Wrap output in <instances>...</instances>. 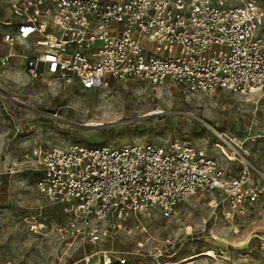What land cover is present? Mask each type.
I'll use <instances>...</instances> for the list:
<instances>
[{"label": "built area", "instance_id": "1", "mask_svg": "<svg viewBox=\"0 0 264 264\" xmlns=\"http://www.w3.org/2000/svg\"><path fill=\"white\" fill-rule=\"evenodd\" d=\"M7 2L11 20L0 21L5 27L1 43L32 51L1 55L2 75L14 71L31 82L48 77L80 92L136 80L200 96L264 94V18L255 0L236 8H221L216 0ZM34 155L37 193L60 208L70 228L79 223V234L93 245L107 237L108 220L150 212L169 219L180 202L210 192L219 193L220 204L235 213L264 193L251 183L254 169L246 160L239 176L229 179L213 158L185 143L118 149L74 145ZM134 229L146 232L141 224ZM141 250L139 244L123 257L100 249L74 264L95 258L98 264H131L146 257ZM149 257L152 264H192Z\"/></svg>", "mask_w": 264, "mask_h": 264}, {"label": "rangeland", "instance_id": "2", "mask_svg": "<svg viewBox=\"0 0 264 264\" xmlns=\"http://www.w3.org/2000/svg\"><path fill=\"white\" fill-rule=\"evenodd\" d=\"M216 1L236 8L247 0ZM255 1L264 18V0ZM9 20V4L0 0V21ZM4 31L0 25V46ZM260 32L264 39V20ZM13 72L0 74V264H74L100 249L126 257L139 244L146 257L131 264H152L149 255L155 254L170 263L264 264V193L235 213L210 192L180 202L169 219L150 212L108 220L107 237L93 245L79 234V223L70 228L60 208L37 193L34 171V154L52 148L178 142L213 158L229 179L239 176L246 160L254 169L251 183L264 188V94L200 96L136 80L80 92ZM138 224L145 233L134 229Z\"/></svg>", "mask_w": 264, "mask_h": 264}, {"label": "crops", "instance_id": "3", "mask_svg": "<svg viewBox=\"0 0 264 264\" xmlns=\"http://www.w3.org/2000/svg\"><path fill=\"white\" fill-rule=\"evenodd\" d=\"M1 44L2 45L0 46V48H1V50H0V56L12 52L11 50H15V51L20 50V47L19 46H14V47L10 48V47H8L7 45H5L3 43H1Z\"/></svg>", "mask_w": 264, "mask_h": 264}]
</instances>
